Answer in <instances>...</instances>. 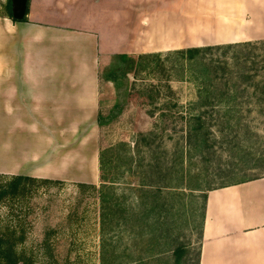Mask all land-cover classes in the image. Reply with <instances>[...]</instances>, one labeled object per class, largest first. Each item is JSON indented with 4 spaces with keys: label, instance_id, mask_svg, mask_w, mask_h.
<instances>
[{
    "label": "rangeland",
    "instance_id": "rangeland-1",
    "mask_svg": "<svg viewBox=\"0 0 264 264\" xmlns=\"http://www.w3.org/2000/svg\"><path fill=\"white\" fill-rule=\"evenodd\" d=\"M198 1L206 7L218 0L190 4L197 6ZM7 4L0 0V20L7 16ZM168 53H162L158 66L152 63L140 72L136 56L102 74V79L117 83L109 86L115 98L94 131L88 118L80 119L78 133L63 134V179L13 182L15 174L0 172V189H8L0 202V236L7 247L0 264H196L202 193L264 176V101L258 103L249 88L237 109L243 117L241 131L222 134L214 126L212 149L188 150L180 116L189 112L197 86L189 72L182 71L183 61ZM252 54L258 61L264 50ZM232 57L214 51L205 59L231 65ZM256 70L258 80L264 75V61L250 74ZM173 103L178 106L173 108ZM70 122L64 123V130ZM121 143L123 152L103 156L100 166L98 153ZM245 148L254 151L256 162H243ZM143 180L150 192L140 205ZM12 182L18 183L16 192L8 188ZM102 188L113 193L120 208L117 220L105 230L100 224ZM141 215L146 219H138Z\"/></svg>",
    "mask_w": 264,
    "mask_h": 264
},
{
    "label": "crops",
    "instance_id": "crops-1",
    "mask_svg": "<svg viewBox=\"0 0 264 264\" xmlns=\"http://www.w3.org/2000/svg\"><path fill=\"white\" fill-rule=\"evenodd\" d=\"M238 2L222 15L190 0H29L24 21L0 20V172L63 179V134L88 118L94 131L117 84L101 76L118 63L264 40V0ZM198 253V264H264V176L207 192Z\"/></svg>",
    "mask_w": 264,
    "mask_h": 264
},
{
    "label": "trees",
    "instance_id": "trees-1",
    "mask_svg": "<svg viewBox=\"0 0 264 264\" xmlns=\"http://www.w3.org/2000/svg\"><path fill=\"white\" fill-rule=\"evenodd\" d=\"M28 4L29 0H27L26 14L28 12ZM7 8V17L12 21H16L11 15V0H8ZM24 20L25 17L22 21ZM260 48L264 50V40L186 48L171 51L167 54V56H175L183 61L181 63L182 71H188L189 76L197 86L196 99L195 101L190 102L187 106V110L189 112L184 117L182 115L180 116L184 119V139L188 150H200L201 152H205L212 149V145L210 143V140L212 139L210 137V129L214 126H216L218 128V132L222 134L225 132L238 133V131H241L244 126L242 123L243 117L237 109H240L238 107L242 105L241 102H243L240 98L245 97L244 95L249 93V88L253 89L252 95L258 103H262L264 101L262 96L257 95L258 92L259 94L264 95V75H260V79L256 80L257 70L255 73L250 74L252 69L255 70L256 66L264 61V55H261L260 60L258 61H256L258 57L255 58L252 56V53ZM214 51H220L223 55L232 53V64L229 65L226 60L222 62L218 60L205 59L207 54H211ZM161 58L162 53L139 55L137 72H140L152 63H156L155 66H158ZM252 95H250V98ZM172 106L173 108H176L178 104L173 103ZM123 148H126L125 144L121 143L116 146V148L109 147L99 153L100 166L104 163L103 159L107 154L112 156L114 150L119 152V149L122 150ZM129 157L131 159V155H129ZM241 158H245L243 162L246 164H249V162H256L258 160L254 151H247L246 148L243 149V155ZM257 166L258 165L256 163L252 165L253 168H257ZM159 168H157V170H159ZM255 178L260 177L246 178L237 182ZM28 180L34 181L35 179L24 176H16L13 177L11 181L22 182ZM13 182L12 184L10 183L11 186L9 185L8 188L11 192H16L18 190V183L15 185ZM141 183L143 184L142 186H146L144 180ZM160 189L161 188H156L155 190L159 191ZM139 190L140 192L138 197L140 200L139 204L141 205L143 204V199H145V197H149L148 193L150 191H148L147 186ZM208 191L202 193L203 207L201 225L204 219L205 202ZM7 193L8 189H0V202L7 195ZM98 193L100 201V224L101 228L105 230L109 225L117 220L116 215L120 213V208L115 201L113 193H111L108 188H102ZM138 219L145 220L146 216L141 215ZM6 248L7 247L3 238L0 236V255H2L3 250ZM196 264H198L197 259Z\"/></svg>",
    "mask_w": 264,
    "mask_h": 264
},
{
    "label": "water",
    "instance_id": "water-1",
    "mask_svg": "<svg viewBox=\"0 0 264 264\" xmlns=\"http://www.w3.org/2000/svg\"><path fill=\"white\" fill-rule=\"evenodd\" d=\"M27 0H11V15L16 21H22L26 16Z\"/></svg>",
    "mask_w": 264,
    "mask_h": 264
},
{
    "label": "bare ground",
    "instance_id": "bare-ground-1",
    "mask_svg": "<svg viewBox=\"0 0 264 264\" xmlns=\"http://www.w3.org/2000/svg\"><path fill=\"white\" fill-rule=\"evenodd\" d=\"M222 1L218 0L216 2V5H217L216 8H217V11H218L217 13L222 14V15L231 14L232 11L234 12L235 9L237 8L236 4L239 3L238 0H232V2L230 1V3H226V4L224 2H222Z\"/></svg>",
    "mask_w": 264,
    "mask_h": 264
}]
</instances>
